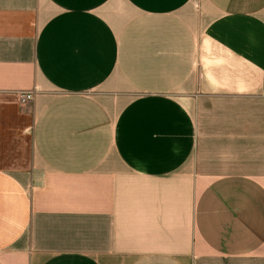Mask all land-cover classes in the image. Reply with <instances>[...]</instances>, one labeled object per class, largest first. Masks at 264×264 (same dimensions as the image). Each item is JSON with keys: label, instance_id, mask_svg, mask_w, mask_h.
<instances>
[{"label": "crops", "instance_id": "crops-1", "mask_svg": "<svg viewBox=\"0 0 264 264\" xmlns=\"http://www.w3.org/2000/svg\"><path fill=\"white\" fill-rule=\"evenodd\" d=\"M0 264H264V0H0Z\"/></svg>", "mask_w": 264, "mask_h": 264}, {"label": "built area", "instance_id": "built-area-1", "mask_svg": "<svg viewBox=\"0 0 264 264\" xmlns=\"http://www.w3.org/2000/svg\"><path fill=\"white\" fill-rule=\"evenodd\" d=\"M32 93L31 92H23L20 94V101L25 102L26 100L31 99Z\"/></svg>", "mask_w": 264, "mask_h": 264}]
</instances>
